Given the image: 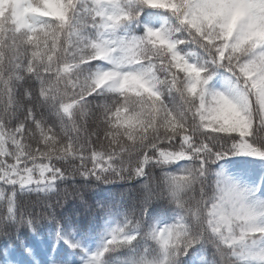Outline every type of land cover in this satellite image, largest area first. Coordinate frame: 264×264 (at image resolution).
I'll list each match as a JSON object with an SVG mask.
<instances>
[{"label":"snow or ice","instance_id":"snow-or-ice-1","mask_svg":"<svg viewBox=\"0 0 264 264\" xmlns=\"http://www.w3.org/2000/svg\"><path fill=\"white\" fill-rule=\"evenodd\" d=\"M0 264H264V0H0Z\"/></svg>","mask_w":264,"mask_h":264}]
</instances>
